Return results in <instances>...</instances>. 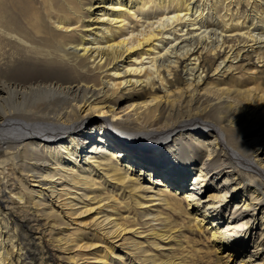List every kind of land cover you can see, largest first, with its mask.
<instances>
[{
    "label": "bare ground",
    "instance_id": "obj_1",
    "mask_svg": "<svg viewBox=\"0 0 264 264\" xmlns=\"http://www.w3.org/2000/svg\"><path fill=\"white\" fill-rule=\"evenodd\" d=\"M243 58L253 68L264 64V0H0V171L8 165L17 188L31 200L34 211L19 220L21 225L37 221V229L48 224L41 234L62 233L64 242L52 241H58L59 252L71 254L74 264H116L123 256L113 252L136 234L146 233L142 237L156 246L171 244L172 231L180 225L175 216L191 215L196 223L224 225L218 238L231 248L228 261L247 253L244 264H264V226L258 220L261 213L264 225V200L259 189H251L264 183V107L259 102L264 80L249 75L250 82L235 84L212 76L223 79ZM122 90L128 98H144L126 108H133L132 114L118 111ZM103 116L125 117L119 125L128 129L138 126L129 138L120 133L135 146L127 148L135 157L129 165L121 164L125 149ZM100 124L113 145L98 132ZM148 131L175 133L181 149L178 143L163 146L143 133ZM243 137L248 146H257L249 156ZM192 140L205 153L200 161V154L195 160L185 151L184 143L197 147ZM151 156H160L156 191L136 178V168L142 172ZM235 170L249 173L250 187L242 190L247 185ZM197 171L198 188L183 197L171 192ZM144 190L154 194L151 204L141 201ZM239 197L226 216L224 207ZM203 198L200 214L196 208ZM49 220L65 226L58 229ZM17 228L1 208L0 264L19 262L23 247ZM90 229L95 233L89 237L81 234ZM131 243L130 250L142 248V242ZM152 262L186 264L173 258Z\"/></svg>",
    "mask_w": 264,
    "mask_h": 264
},
{
    "label": "rangeland",
    "instance_id": "obj_2",
    "mask_svg": "<svg viewBox=\"0 0 264 264\" xmlns=\"http://www.w3.org/2000/svg\"><path fill=\"white\" fill-rule=\"evenodd\" d=\"M241 10H240L241 13L239 15L241 16V19H243V17L245 16V12H244L245 7L242 6ZM246 24L249 25V23H246ZM236 41H233L232 43L237 44ZM248 62H249V60H246L244 58L241 59L239 62L234 61V63L236 64V68L234 69V71L231 74H225L223 79L218 78V74L212 75V73H209V76L212 75L213 79H215V80L216 79H219V81L227 80V82L232 81L234 83L235 82H241V83L250 82V79H249L250 76L249 75H251L256 80H264V64H263V66H260L262 64L261 63L258 65V67L253 68V65L249 64ZM250 63H254V59L252 61H250ZM255 70H256V72L257 71H260V72L256 73ZM11 74L12 75H18L19 74L18 76H15V77H19L21 79L27 78V76L23 75L20 72L16 73L15 71H12ZM213 79H211V80H213ZM240 88L244 89L246 87L244 85H241ZM139 90H140V87L133 89L132 93L135 94ZM127 94H129V93L125 92V90H122V92H120V94H118L117 97H119V95H120V97H119L120 100L117 103V107H118V111L124 110L126 114L127 113L132 114L133 111H131V110H133V108H129V109H126V108H128L131 104L136 105L138 102H142L144 100V98L139 97V96L134 97V98H128ZM259 102L260 103L263 102L261 104V106L264 107V100L262 99V101H259ZM255 103H257V101ZM125 113H120V114L125 115ZM109 116H103V120H104L103 124L105 126H107L108 128H113L116 130L117 142L119 141L118 144L120 145V148L125 149L121 153L123 155V156H121V159H122L121 164H123L124 166H127V165H129L128 164L129 162L135 161V157H133L130 152H127V148L129 150H132V149H134L135 146L132 142L127 141V140L125 141L121 134L126 136V138H129L131 135H134L133 133H136L138 131V130L136 131L138 126H137V128L128 129L125 126L122 127L121 125H119L120 121H122L126 117V115L124 118L123 117L111 118ZM98 125H96L94 127L95 131L97 130L96 128ZM104 125H101L100 126L101 128L98 127L99 128L98 132L102 133L101 134L102 137L104 139L108 140L111 145H113V140L109 139L108 133L103 131ZM134 125H136V124H133V126ZM143 133L146 136H150L154 140H162L159 142L161 144L163 143L164 144L163 146H165V144H167L169 142H172L173 146H175V144L178 143V141H179V140H177L176 143H174V138H176L175 133L169 134L168 132H162L161 131V133L157 136L152 135V133H154L153 131H148V132H143ZM79 136L77 138L81 139V135H79ZM83 136H86V134L83 133ZM96 136H97V134H95L94 137H96ZM197 136H196V138H197ZM242 136H244V134ZM245 140H247V138H245V137H243L241 140V141H243L242 148H243V152H247V154L249 156L250 153L253 152L254 148H256L257 146H255V147L248 146V144H247L248 142ZM187 141H189V140H187ZM37 143H39V142L37 141ZM190 143L192 144V146L196 145L197 147H188L186 145V143H184V145L188 148L185 151H187V152L191 151V153L195 155V160H197L198 157L201 155L199 157V161H200L204 157L205 153H200V151L198 150V146H199L198 140H197V142H196V140H192ZM84 145H86L87 147L90 146L89 143L88 144L86 143ZM140 146L142 149H144V145H142V143L140 144ZM177 147H179L181 149L182 144L178 143ZM90 149L91 148H89V150ZM88 154H90V153H88ZM159 157L160 156H158V157L157 156H151L148 161H145V164L141 165L142 172L140 170H137V168H136V171H138L137 172L138 174H136V178H139L142 181L144 186H147L148 188L150 187L149 188V189H151L150 191H152V190L156 191L155 189H158V187L160 186V185H158V182L161 180L162 176L160 173V169L158 168L159 166H157V164L155 163ZM83 161H84V158H83ZM189 163H194V159ZM198 166H199V164H198ZM4 167L5 168L2 170V171H4V173L1 174L2 171H0V174H1L0 175V209L2 208L3 210L7 211V216L9 218L10 226L12 228L18 227L17 230L15 231V233L17 235L16 240H18L17 243H20L23 247L22 251L20 252L21 256H20L19 262L16 263V259H14L15 262L13 264H74L71 259H68V257L71 254L65 253L66 254L65 255L63 252L62 253L59 252L58 248L56 246L58 241L57 242L52 241L53 238H57V240L61 241L60 243H62V241L64 242V240H62L64 237V235L62 233H61V235H58L55 232L56 231L55 230L54 231L55 236H51V234L50 235L48 234L49 230H47V231H45V233L41 234L40 231L42 230V228L45 229L48 226V224H45V225L41 224L39 229H37L39 226V225H37L38 224L37 221H30L29 223L27 222V223H24V225H21L19 220L22 219V217L24 218V216H27L26 214L32 213L34 211V208H32L33 206L31 204V200L27 199L26 195L23 194L24 191L23 190L20 191L17 188L18 186H16L15 176H14V174H12L11 168L8 165H6ZM152 167L158 168V172L153 173V171H152V173H151L150 171H147V169L152 168ZM235 172H236L235 177L241 178L244 181L243 184L246 183V185H247V186H244L242 190H244L245 187L246 188L250 187V181L248 180L249 176H250L249 173H246L247 175H245V173H241L239 171L237 172L236 170H235ZM140 174H142V175H140ZM197 174H198V171L194 172V174H192L193 176H190V179L187 182H185V184H183L184 189H183V187L181 189L178 187L177 189H173L171 192L172 193L176 192L177 196L183 197L185 194H187V192L191 191L190 189H194L195 187L198 188V186H196L197 182L195 181V178H197L196 177ZM218 181L219 182L217 184H222L221 183L222 179L218 180ZM186 186L189 188L186 189ZM251 189H256V190L259 189V191H261V194H262L263 200H264V183L260 184V185L259 184H253V188H251ZM141 193H142L141 201L145 204H151L152 200H148V199H150V197L154 194L148 192V190L141 191ZM241 193H244V191H240L237 195H240ZM200 196H203V195L201 194ZM241 198L239 197L237 199H231L230 200L231 201L230 206L224 207L223 212H224V214H226V216L229 214H232L234 212V210L236 209V206H237L236 204H237V202H239V200ZM243 198H245V196ZM201 201H202V204H199L198 208H196V209H200V214L201 213L204 214L203 212L205 210L206 202L204 201V198L201 199ZM153 202L159 203V200L153 201ZM142 207L143 206H139L138 211L141 210L143 212V210L145 208H142ZM150 207H149L150 209L149 208L148 209L151 211H154L157 208L156 206H153V207L150 206ZM194 207H195V204H194ZM191 212L193 213L192 215L194 216L197 211H194V212L191 211ZM179 215L175 216L178 220L176 218H174V220L176 219L175 221L180 223V225L172 231L174 239H172L171 244H167V243L165 244V243L160 241V242H156V243H159V245L156 246V245L152 244L153 242H150V241H152L151 239L148 240L145 237H142L146 233H143L140 235L136 234L133 237L131 236V234H127L125 236L132 237L130 240V243L121 246L120 249L118 248V250H116V252L115 251L113 252L114 254L116 253V255H118L119 257L123 256L121 261L116 260V264H152L153 259L158 260L159 258H162V259H167V258L172 259L173 258V259H176L179 261L182 260L186 264H244V263H246V261H245L246 256L245 255L247 253H244L242 255L239 254V256H236L234 259L230 258V261L227 260L228 259L227 253H228L229 249H231V248L226 244L223 245L221 238L220 237L218 238V236H220V234H221V232H219V231H221L224 228L223 227L224 225L217 224V227H216L215 225L210 224L209 220L208 221L203 220L202 221L203 224L201 222L196 223L191 219V215L190 216L189 215H180L179 216ZM258 216H259V219H258L259 225L263 228L264 225L261 224L262 214L260 213ZM200 217L202 218L203 216H200ZM202 219H204V218H202ZM31 220H32V217H31ZM186 220H188V221H186ZM49 222H50V224H53L56 227H58V229H61V227L64 228V226H65V224H61V222H60V225L55 224L54 221H52V220H49ZM42 223H43V221H42ZM208 225H209V228H208ZM256 226H258V223ZM76 227H77V225L73 226V228H76ZM138 227H140V226H137L136 228H138ZM144 227L146 229L150 228V226L148 227V225H144ZM210 228H212V229H210ZM261 230H260V228H258V230L255 229V231L257 232L256 238H259L258 236H259V233L261 232ZM212 231L216 232L215 237H213ZM94 233L95 232H93V230L90 229V230L86 231V233L83 232L81 234H86V236L89 237L91 234H94ZM148 237H150V236H148ZM90 241L94 242L93 239ZM121 241L122 240H120L119 242H116L117 244H115V245H120ZM132 241H135L136 243L142 242V248H140L139 251L138 250L134 251L133 249L130 250L129 247H131ZM253 244H254V242H252V244L249 246L250 249H253ZM108 245H110V244H108ZM215 245H218V247L220 246L219 253L215 252V247H216ZM101 246L99 247V249L101 248ZM169 247H170V249H169ZM174 255L177 257H175ZM80 262L81 261H79L75 264H80Z\"/></svg>",
    "mask_w": 264,
    "mask_h": 264
}]
</instances>
